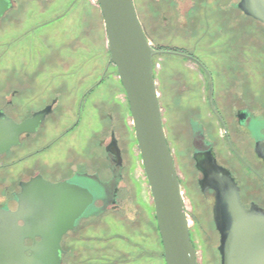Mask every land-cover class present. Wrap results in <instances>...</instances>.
Masks as SVG:
<instances>
[{
    "label": "flooded vegetation",
    "instance_id": "obj_1",
    "mask_svg": "<svg viewBox=\"0 0 264 264\" xmlns=\"http://www.w3.org/2000/svg\"><path fill=\"white\" fill-rule=\"evenodd\" d=\"M9 2L11 8L0 20L14 10L15 0ZM240 14L245 17L243 13ZM153 49L158 52H176L180 54L184 66L187 63L195 66V69H181L176 75L168 77L163 88L167 89L171 103L185 107L184 121L179 126L178 136L190 147L193 169L199 176L196 183L200 193L203 196L210 195L215 200L213 191L201 192L199 181L203 176L196 170L194 160L195 155L200 157L212 151L216 164L226 169L236 184L241 205L245 209L256 206L264 210V162L257 153H264V71L256 69L255 65L252 70L245 69V59L242 57L228 59L227 62H233L234 65L225 69L214 61H203L181 50L161 47ZM241 62H244L242 66ZM214 64L216 69L213 68ZM18 77L22 78L23 86L7 92L0 105V113L15 124H23L31 122L38 113L49 109L40 122L20 134L16 146L0 154V210L11 213L19 210L21 218L17 225L22 228L20 236L23 237L21 248L24 258L33 256L32 249L42 242V236L55 235L39 228L48 216L45 210L47 207H41V202H46V199L38 197L42 194V188L65 184L70 194L74 193L73 188L87 191L92 196V202L74 220L71 228L62 234L59 243L61 264H152V250L138 246L135 239V242L132 241L133 233L142 232L145 219L136 213L133 220L124 219L121 215L123 202H130V198L121 197L124 169L122 151L112 130L110 140L106 142L105 97L102 94L94 96V90L103 83L104 76L76 98L74 116L71 104L62 102V89L59 92L56 87L40 86L36 79L40 78V74L37 72H27ZM155 85L158 84L155 82ZM198 93L199 103L207 109L204 120L196 105ZM90 109L97 125L96 129L88 127L85 134L91 131L90 136L100 151L98 154H91L89 138L85 136L84 139L80 133V127L87 123ZM160 116L164 129L161 109ZM112 137L121 157L118 176L106 152L112 144ZM166 143L181 188L167 138ZM117 177L118 180L113 181ZM72 218L73 214L70 213L69 219ZM112 227H121L124 235L120 231L114 232ZM213 228L219 245V235L214 224ZM188 232L195 251L190 226ZM144 236L140 235L142 241ZM121 244L126 246L121 248ZM161 247L160 261L164 260L162 241Z\"/></svg>",
    "mask_w": 264,
    "mask_h": 264
},
{
    "label": "rangeland",
    "instance_id": "obj_2",
    "mask_svg": "<svg viewBox=\"0 0 264 264\" xmlns=\"http://www.w3.org/2000/svg\"><path fill=\"white\" fill-rule=\"evenodd\" d=\"M238 2L183 0L181 11L179 0H132L138 21L153 47L181 50L203 61H214L225 69L234 65L233 62L228 63V59L242 57L245 59V69L252 70L255 65L262 72L264 27L241 16L236 8L231 7ZM14 6V10L0 20V105L8 91L23 86L22 78L18 76L37 72L40 74V78H36L40 86L56 87L59 92L62 89V102L71 104L74 116L76 98L104 76L103 83L94 90V96L104 95L105 112L112 116L111 122L105 115L106 142L112 128L122 151L124 169L121 197L130 198L129 203L138 212L136 214L145 219L142 232L133 233L132 241L135 239L138 246L152 250V264H164V260L160 261L159 251L162 247L149 185L141 164L125 92L116 68L110 64L97 1L15 0ZM180 57L175 54L155 56L154 79L158 84L156 87L166 138L181 182L197 264H219L216 248L211 246V243L218 246L212 224L214 200L207 195L210 198L207 204L205 196L200 193L195 180L199 176L193 169L190 147L178 136L185 107L171 103L167 89L163 88L168 77L176 75L179 70L195 69L190 63L184 66ZM213 68L217 66L214 64ZM196 96V105L204 120L207 109L199 103L200 94ZM86 122L80 127V133L84 139L85 136L89 138L91 154H98L100 151L90 136L91 131L85 134L88 127L96 129L97 125L91 109ZM112 228L114 232L120 231L124 235L121 227ZM140 235H145L143 241ZM120 246L124 248L126 245Z\"/></svg>",
    "mask_w": 264,
    "mask_h": 264
},
{
    "label": "water",
    "instance_id": "obj_3",
    "mask_svg": "<svg viewBox=\"0 0 264 264\" xmlns=\"http://www.w3.org/2000/svg\"><path fill=\"white\" fill-rule=\"evenodd\" d=\"M179 1L182 11L183 0ZM97 3L106 33L110 64L116 68L128 101L141 164L154 203L165 263L197 264L152 75L153 57L160 53L180 54L153 49L144 35L132 0H97ZM231 7L264 27V0H239ZM10 8L9 0H0V19ZM48 110H43L31 122L23 124H15L0 113V154L16 146L20 134L40 122ZM104 114L112 122V116L106 112ZM106 152L118 176L121 157L113 137ZM257 153L264 162V153ZM194 160L196 170L203 176L199 181L201 192L211 190L214 193L212 220L219 235V245L217 247L211 243V246L217 247L220 264H264V210L256 206L245 209L241 205L236 184L229 172L216 164L212 151L200 157L195 155ZM117 180L118 177L113 181ZM72 190L73 194L68 193L65 184L42 188V194L38 197L46 199V202H41V207H47L45 210L48 216L39 228L55 235L42 236V242L32 249L31 258L23 256V237L20 236L22 228L17 225L21 218L19 210L16 213L0 210V264H61V236L92 202V196L87 191L81 192L76 188ZM205 199L209 204L210 198L205 196ZM121 212L128 220H133L135 213H138L131 203L125 201ZM70 213L73 214L72 219H69Z\"/></svg>",
    "mask_w": 264,
    "mask_h": 264
}]
</instances>
